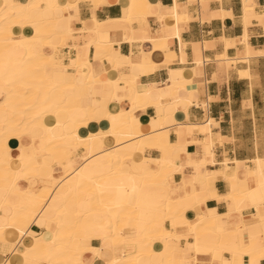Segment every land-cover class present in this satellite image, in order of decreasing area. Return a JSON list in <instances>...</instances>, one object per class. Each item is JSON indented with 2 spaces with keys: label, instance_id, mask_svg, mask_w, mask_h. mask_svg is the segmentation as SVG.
I'll use <instances>...</instances> for the list:
<instances>
[{
  "label": "snow or ice",
  "instance_id": "6c2138e0",
  "mask_svg": "<svg viewBox=\"0 0 264 264\" xmlns=\"http://www.w3.org/2000/svg\"><path fill=\"white\" fill-rule=\"evenodd\" d=\"M106 7L107 0L0 2L3 243L9 232L16 246L17 235L31 236L21 264H264V159L254 161L256 167L237 163L234 170L210 171L215 157L207 139L203 159L199 143L194 155L185 150L179 131L173 144L163 102L172 89L141 81L154 70L145 51L124 55L116 48L124 41L135 45L137 33L146 39L149 18L162 25L165 13L175 14L178 34L180 6L131 0L121 3L118 19H101ZM224 7L221 15H232ZM242 7L232 21L243 24L239 39L246 44L251 20L264 27V4L245 0ZM113 70L118 79L106 75ZM150 107V131H140L137 116ZM49 115L51 128L42 123ZM100 121L111 125H104L107 132L80 131ZM13 137L18 149L9 146ZM105 137L120 145L114 159ZM81 147L87 151L77 164ZM122 149L143 158L137 164ZM218 180L226 187L218 188ZM210 200L217 206L209 207ZM157 240L162 248L153 250Z\"/></svg>",
  "mask_w": 264,
  "mask_h": 264
},
{
  "label": "crops",
  "instance_id": "0c3cea01",
  "mask_svg": "<svg viewBox=\"0 0 264 264\" xmlns=\"http://www.w3.org/2000/svg\"><path fill=\"white\" fill-rule=\"evenodd\" d=\"M21 1L24 2V0ZM149 1L163 5L164 9L175 3V0ZM176 1L180 6L181 22L179 28L182 40L186 44L183 53L181 52L182 43L174 36H170L169 44L171 49L177 52V57L167 62L166 55L159 53L160 51H155L153 62L157 66L149 75L141 76L140 79L145 84L150 83L165 88V83L169 80L171 71L184 69L185 78L192 80V83L188 86L187 92H181L183 101L178 103V108L172 107V102V104L170 102L167 104L169 118L166 122L173 128L176 123L204 125L211 119L212 134L209 140V136L203 133L195 131L192 133L180 132L181 140L187 141L185 150L194 155L197 153L199 143L200 158L203 159L202 142L207 139L215 157V163L207 165L209 170L216 171L224 163H226L227 168L234 170L236 160L244 161L241 165L247 163L248 166L253 167L255 158L264 157V137L260 134L261 112L264 111V56L260 53H253L264 52V27L257 20H253V23L249 25V44L252 47V55L246 58L244 55L247 49L239 39L244 35L243 24L237 23L234 25L232 21V15L238 17L243 15V0ZM254 2L258 5L264 4V0H254ZM121 3V0H107L106 11L98 12V16L101 19H118L123 15ZM206 4L209 9L207 15L204 7ZM221 4L226 5L222 11L232 15L222 17ZM213 13L217 15H213ZM149 25L152 29L151 37H164L170 32V28H162L160 34L157 35V28H161V23L156 19L150 20ZM25 33L28 34L27 29ZM121 39H123V36H121ZM227 40L231 41L234 47L227 46L225 50L224 41ZM212 41L218 43L213 45ZM141 44L143 45V42L136 41L133 46L128 41H124L116 48L122 54L127 55L132 51L138 53ZM144 48L148 50L150 44H145ZM126 49L127 51H125ZM199 53L209 59L203 67L198 66L195 61ZM226 56L231 63L226 61ZM106 75L109 78H114L115 73L114 71L112 73L108 72ZM117 77L119 78L118 75ZM169 93L166 92L164 96L168 97ZM186 99H190L194 105L187 108L184 102ZM196 102H200L199 105H196ZM202 104H205L206 107H203ZM109 107L113 113H116L119 105L113 102L109 104ZM154 115L155 109L151 107L138 115L144 131H150L148 125ZM54 119L47 120V124L54 125ZM104 125L111 126L107 121H100L95 126L94 122H90L87 129L81 128L80 131L95 133L100 130H108V127H104ZM176 133V131L170 133L172 142L176 141ZM189 141H196L197 143ZM108 143L104 147L107 148L113 145L111 142ZM10 146L18 149L20 146L19 141L12 138ZM150 151L155 152L156 149L152 148ZM79 154L81 158L84 149H80ZM56 176L59 177V174ZM216 183L218 188L226 187L223 180H218ZM208 206L214 208L217 205L215 201L210 200ZM32 231L39 232V225H33ZM17 238L18 236L15 237V240ZM9 240L11 243L14 242L11 233H9ZM22 245V241L19 246L0 244V264L4 263L8 254L14 249L21 251ZM154 247L159 250L162 245L159 241H156Z\"/></svg>",
  "mask_w": 264,
  "mask_h": 264
},
{
  "label": "bare ground",
  "instance_id": "6f19581e",
  "mask_svg": "<svg viewBox=\"0 0 264 264\" xmlns=\"http://www.w3.org/2000/svg\"><path fill=\"white\" fill-rule=\"evenodd\" d=\"M1 2H3V0H1ZM7 2H9V3H13V2H23V1H21V0H7ZM121 2L122 3H130L131 2V0H121ZM137 2L138 3H143V2H148V3H151V1H149V0H137ZM202 3H203V1H201ZM245 3V0H243V4ZM176 5H179L178 3H177V1L175 0V3H174V5H172V6H170V7H168L167 9H169V8H175V6ZM182 5V4H181ZM179 9H180V7H179ZM179 9H178V12H177V14H179L180 15V13H179ZM224 12V11H223ZM181 16V15H180ZM222 17H223V15H221ZM152 19H154L155 20V18H153V17H150L149 18V21L150 20H152ZM159 22V21H158ZM161 23V22H160ZM253 23V20H251L250 22H249V25L250 24H252ZM170 24H172V25H170ZM161 27L162 28H170V32H168V34L166 35V36H164V37H157V38H154V37H151L150 36V34L148 35V37L145 39L143 36H141L139 33H137V35H136V37H135V39H136V41L138 42V41H140V42H143V45L139 48V52L141 51V50H143V51H145L147 54H148V58H149V60L151 61V65L152 66H157V65H155L154 64V62H153V57H154V53H155V51H160L159 53H163L164 55H166V57H167V62H169V61H172L175 57H177V52L175 51V50H173V49H171V47H170V44H169V39H170V36H174L175 38H177L179 41H180V43H182V46H183V50H184V48H185V46H186V44L183 42V40H182V35H181V31L179 30V33L178 34H176V28H177V25H176V20H175V14H172V15H169V14H167V13H165V18H164V20L162 21V25H161ZM25 31H26V29L24 30V35L25 36H27L28 34L27 33H25ZM17 35H19V33H17ZM244 36V35H243ZM224 38V37H223ZM130 39H131V37H130ZM153 40H155V41H157L156 42V44H153L152 43V41ZM228 41V40H227ZM150 44V48L147 50V49H145L144 48V45L145 44ZM206 45V44H205ZM243 45L246 47V51H245V55H244V57H246V58H249L250 56L248 55V52H249V50H251L252 49V47L250 46V44H249V33H248V39H247V42H246V44H244L243 43ZM120 46V43H117L116 44V47H119ZM134 46V45H133ZM138 46H140V45H138ZM138 52V53H139ZM182 53H183V51H181ZM158 53V52H157ZM253 53H262V52H253ZM125 55V54H124ZM226 61L228 62V63H231V61H230V59L226 56ZM196 64L198 65V66H200V67H203L208 61H209V59L208 58H205V57H203V55H201L200 53H199V55H198V57L196 58ZM167 62H165V64H167ZM114 71V70H113ZM112 73V72H111ZM171 75H172V79H171V81L170 80H168L166 83H165V88L164 89H167V88H171L172 90H171V92L169 93V96L168 97H165L164 96V103H166V104H168L169 102L171 103H173V105H172V107H177L178 108V103L180 102V101H183V99H182V94H181V92H187V89H188V86L192 83V80H190V79H186L185 78V70L184 69H177V70H173V71H171ZM116 77V78H115ZM114 78L115 79H118V77H117V75L115 74L114 75ZM160 88V87H159ZM185 103H186V106H187V108H189L191 105H194L193 104V102L190 100V99H186V101H184ZM171 103V104H172ZM200 103V102H199ZM199 103L198 102H196L195 104L196 105H199ZM202 106L203 107H206V105L205 104H202ZM168 108V107H167ZM167 108H166V111H167ZM113 114H115V113H113ZM54 117L53 116H51V115H49L48 117H46L45 118V120L44 121H42V123H44L45 124V127H48V128H51V127H54V125H48L47 124V120H49V119H53ZM137 119L139 120V116H137ZM139 122H140V120H139ZM210 122H211V119L209 120V122L208 123H206V124H204V125H184V124H182V123H174L175 124V126L172 128V131H179V132H188V133H192L193 131H195V132H197V133H203V134H206V135H208L209 136V140H210V136L212 135L211 134V128H210ZM165 123L167 124V122L165 121ZM89 125V124H88ZM140 125H142L141 124V122H140ZM143 126V125H142ZM207 130V131H206ZM101 131V130H100ZM105 132H107V130H104ZM140 131H144L143 130V127L142 128H140ZM99 132V131H98ZM90 134H95V133H90ZM13 138H15V137H13ZM169 140H170V135H169ZM105 140L107 141V143H105L104 145H108L109 143L108 142H111V143H113V145L112 146H110V147H105L106 149H108V151L109 152H112L113 153V156L112 157H108V159H114L115 158V156H116V152H115V150H116V148L117 147H120V145H117V143H116V140H115V138L114 137H105ZM183 142H185V144L187 143V141L186 140H182ZM198 141V140H197ZM9 143V146H10V141L8 142ZM173 144H175L176 143V141L175 142H172ZM11 147V146H10ZM81 149H84V153H85V151H87V149L86 148H84V147H81ZM155 149V148H154ZM125 152H127V154L129 155V157H130V159H133V160H135L136 161V163L137 164H139V159H137V157L139 156V157H141V158H143V153H132L131 151H129V150H127V149H122V151H121V155H123ZM81 154V153H80ZM79 154V155H80ZM83 156H84V154L81 156V158H79V159H77V164H83L84 163V161H83ZM257 159H264V157H257V158H255V160L254 161H256ZM253 161V162H254ZM244 162V161H243ZM243 162H241V161H237L236 160V164L237 163H239V164H241V163H243ZM213 164V163H212ZM223 166H226V163H224V164H222ZM250 167V166H249ZM253 167H256V165L254 164V166ZM210 171H215V170H210ZM56 178L57 179H59V177H57L56 176ZM79 181H77L75 178H73V180H72V183L73 184H75V183H78ZM189 218H191V217H189ZM9 233H11V232H9ZM18 236V235H17ZM3 239H4V237H3V235L2 234H0V244H4L3 243ZM28 239V240H27ZM17 240H19L20 242L22 241L23 242V245H22V250L20 251V250H18V249H14L10 254H8V257L6 258V260L4 261V263H2V264H21V262L24 260V253H25V251L29 248V246H30V244H31V240H32V238H31V236H24V237H19L18 236V238H17ZM157 241H159V240H157ZM160 242V241H159ZM22 244V243H21ZM5 245V244H4ZM7 245H12V246H14L15 245V242H10V240L8 241V243H7ZM16 246V245H15ZM95 246V245H94ZM155 243L152 245V249L153 250H156L155 249ZM6 252V251H5Z\"/></svg>",
  "mask_w": 264,
  "mask_h": 264
}]
</instances>
